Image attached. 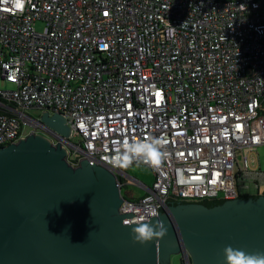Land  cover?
Returning a JSON list of instances; mask_svg holds the SVG:
<instances>
[{
	"label": "built area",
	"instance_id": "built-area-1",
	"mask_svg": "<svg viewBox=\"0 0 264 264\" xmlns=\"http://www.w3.org/2000/svg\"><path fill=\"white\" fill-rule=\"evenodd\" d=\"M0 80L14 85L0 87V145L41 133L28 109L62 112L70 135L42 134L74 166L144 187L122 202L124 223L264 184V0H0ZM149 140L163 141L158 166L110 162ZM135 164L154 170L151 186L128 175Z\"/></svg>",
	"mask_w": 264,
	"mask_h": 264
},
{
	"label": "water",
	"instance_id": "water-1",
	"mask_svg": "<svg viewBox=\"0 0 264 264\" xmlns=\"http://www.w3.org/2000/svg\"><path fill=\"white\" fill-rule=\"evenodd\" d=\"M45 110L39 121L59 136L71 127L62 112ZM61 141L30 133L0 145V264H170L181 254L189 264H225L223 249L264 252V195L231 200L166 201L158 217L124 223L117 175L84 159L68 160ZM164 237L140 244L132 228L155 224Z\"/></svg>",
	"mask_w": 264,
	"mask_h": 264
},
{
	"label": "clouds",
	"instance_id": "clouds-1",
	"mask_svg": "<svg viewBox=\"0 0 264 264\" xmlns=\"http://www.w3.org/2000/svg\"><path fill=\"white\" fill-rule=\"evenodd\" d=\"M162 148L163 141L161 140L126 143L123 145V151L118 152L110 162L114 166L126 167L134 159H142L145 163L158 166L164 158ZM153 154H155V159ZM145 214L149 217H158V213L154 209L146 210ZM135 225L137 226L132 228L133 240L140 244H145L155 237H164L168 231L165 222L159 218L156 219L154 225L150 222L137 223ZM223 255L225 264H264V252L249 253L229 245L223 249Z\"/></svg>",
	"mask_w": 264,
	"mask_h": 264
},
{
	"label": "rangeland",
	"instance_id": "rangeland-1",
	"mask_svg": "<svg viewBox=\"0 0 264 264\" xmlns=\"http://www.w3.org/2000/svg\"><path fill=\"white\" fill-rule=\"evenodd\" d=\"M43 27H44V22L38 21L36 23V28L38 30H42ZM0 87L10 89V88H13L14 85L10 84V83H4L0 80ZM26 112L30 116L38 118V117H42L45 110H43L41 108H30ZM49 112H50V115L53 116L54 112L53 111H49ZM32 129H33V127L31 125L25 126V132L26 133H30L32 131ZM39 131L43 134H49L46 131L41 130V129H39ZM77 139H78L77 137L74 138L75 141H77ZM257 158H258L259 167L264 172V144L258 146ZM126 172L128 173V175L137 179V181L141 182L142 184H144L146 186H151L155 180L154 170L150 166L145 165V164H135V165L129 167L126 170ZM247 185L250 186L249 189H247V191L249 190V192H251V193L257 192V188L255 187L254 184L251 183V184H247ZM260 187H261V189H264V184L260 185ZM144 191H145L144 187H142L137 182L136 183L132 182V183L124 186L122 189V192L124 194L132 193L133 198L141 196V194H143ZM170 264H184L181 254H173L171 257Z\"/></svg>",
	"mask_w": 264,
	"mask_h": 264
},
{
	"label": "trees",
	"instance_id": "trees-1",
	"mask_svg": "<svg viewBox=\"0 0 264 264\" xmlns=\"http://www.w3.org/2000/svg\"><path fill=\"white\" fill-rule=\"evenodd\" d=\"M262 189H260V191H261ZM260 191L258 192H256V193H250V194H243V195H241V196H254V198H256L257 196H259V193H260ZM209 201V202H211V201H216V200H221V198H219V197H215V198H211V199H202V200H196V201H188V200H180V201H177V202H196V203H199V202H202V201ZM183 263L184 264H186V261H185V259H183Z\"/></svg>",
	"mask_w": 264,
	"mask_h": 264
},
{
	"label": "flooded vegetation",
	"instance_id": "flooded-vegetation-1",
	"mask_svg": "<svg viewBox=\"0 0 264 264\" xmlns=\"http://www.w3.org/2000/svg\"><path fill=\"white\" fill-rule=\"evenodd\" d=\"M43 110H44V109H43ZM39 129L46 131V132L49 133L50 135L53 134V136L56 137V136L54 135V133H53L54 131H53V132L50 131V128H48L47 126H45V127H44V126H41ZM260 195H264V189H262V190L260 191L259 196H260Z\"/></svg>",
	"mask_w": 264,
	"mask_h": 264
},
{
	"label": "snow or ice",
	"instance_id": "snow-or-ice-1",
	"mask_svg": "<svg viewBox=\"0 0 264 264\" xmlns=\"http://www.w3.org/2000/svg\"><path fill=\"white\" fill-rule=\"evenodd\" d=\"M17 7H20L19 2L17 3ZM153 158L155 159V154H153Z\"/></svg>",
	"mask_w": 264,
	"mask_h": 264
},
{
	"label": "crops",
	"instance_id": "crops-1",
	"mask_svg": "<svg viewBox=\"0 0 264 264\" xmlns=\"http://www.w3.org/2000/svg\"><path fill=\"white\" fill-rule=\"evenodd\" d=\"M144 193H145V191H144ZM144 193H143V194H144ZM131 194H132V193H131ZM143 194H141V195H143ZM132 195H133V194H132ZM132 197H133V196H132ZM136 198H137V197H136Z\"/></svg>",
	"mask_w": 264,
	"mask_h": 264
}]
</instances>
